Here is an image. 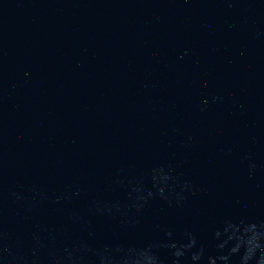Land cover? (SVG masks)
<instances>
[{"label":"water","instance_id":"95a60500","mask_svg":"<svg viewBox=\"0 0 264 264\" xmlns=\"http://www.w3.org/2000/svg\"><path fill=\"white\" fill-rule=\"evenodd\" d=\"M0 264H264V0H0Z\"/></svg>","mask_w":264,"mask_h":264}]
</instances>
